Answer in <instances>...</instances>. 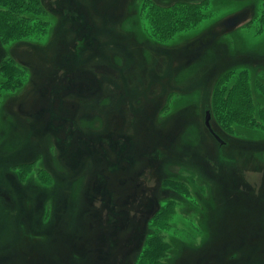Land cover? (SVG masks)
<instances>
[{
  "label": "rangeland",
  "instance_id": "1",
  "mask_svg": "<svg viewBox=\"0 0 264 264\" xmlns=\"http://www.w3.org/2000/svg\"><path fill=\"white\" fill-rule=\"evenodd\" d=\"M42 1L32 38L2 19L10 28L0 64L36 53L107 56L116 90L107 91L112 105L85 96L75 125L61 119L69 109L59 88L42 103H64L54 124L30 122L28 77L0 93V264H264V0ZM76 33L86 36L83 52ZM120 114L123 124H111ZM74 141L80 164L68 170L54 151ZM101 158L105 168L82 170ZM90 175L99 190L86 187Z\"/></svg>",
  "mask_w": 264,
  "mask_h": 264
},
{
  "label": "trees",
  "instance_id": "2",
  "mask_svg": "<svg viewBox=\"0 0 264 264\" xmlns=\"http://www.w3.org/2000/svg\"><path fill=\"white\" fill-rule=\"evenodd\" d=\"M43 5H44V3L42 0H0V27L3 28V26L5 25V24L1 23L2 19L9 22L13 18V24L20 25V26L19 27L15 26V25L10 26V27H13L12 31L18 32L21 28L27 27V31H26V34L24 37H27L28 35H30V38H32L33 34L38 35V33L41 32L40 29L42 28L43 24L38 19L39 17L36 18L34 15L36 13H38L39 10L40 11L42 10ZM30 6H32L33 9H35L36 11L33 10L32 12H30L29 15L21 14L22 12H24L26 7H30ZM33 12H35V13H33ZM16 13L21 14L22 19L18 18ZM81 15H82V13H80L78 15V17H81ZM29 22L31 24H29ZM44 22H46V21H44ZM177 25H178V21H175L174 31L178 28ZM9 28H3V29L0 28V38L5 40L6 35H7V33L5 31L9 30ZM165 32H166V29H163L161 32V35L164 36ZM42 34H43V31H42ZM74 35L77 36V38H75L76 41L74 40L75 41L74 44L77 43V45L75 44L76 48H74V49H76L77 51L83 52L82 46H83L84 41L86 40V36L84 37L82 35H79L78 33H76ZM37 37L39 40L40 35ZM68 51H69V49H68ZM70 53L71 52L64 53L65 56H59L60 55L59 54L58 56L55 55L52 57H48L45 54L42 56H25V57H27L26 61H18V60L14 61V60H12V62H9V58H5L4 61L2 60V63L0 64V73L4 76V75H7V72H8V75H10V77H11V81L9 79H6L5 81L0 82V93H2L3 91H7L8 89H14V87L23 85L25 82V79L27 77L31 80L30 84H34L33 80L39 78L42 80V83L44 85L42 86V88H37L34 85V89L32 90V93L30 95H32V97L34 96L35 100H38L39 98L44 99V93L47 92V90L48 91L52 90V92H49V93L52 95L53 94L55 95L54 91H56L59 88L60 90H57V91L61 94L60 97L63 98V101L67 102L66 103L67 110L68 109L70 110L69 113H67L69 110L66 112V115L63 114V118H61V119L62 120L66 119L67 122H72L73 125H75V123H77V117L79 115H81V113L75 112L78 104H84V103L86 104L87 101L91 100V99H88L87 101H84L83 99L86 98L85 96L94 94V95L101 97L100 98L101 104H104V105L111 104L112 105V103H109L111 100V97L109 96L107 91L112 93V91L116 90L115 87H116L117 82L115 81V79H117V75L113 71L114 66L110 62H108L109 57L98 56V58L97 59L95 58V60H104V63H107V64L109 63V65H111V68H108V69L97 68V70H94V69L89 68L90 64H88L87 62H84V61L79 62L78 61V58H84L85 56H74V58H72ZM7 56H9V55H7ZM93 57H95V56H93ZM31 59L35 60L36 62L45 66L44 71H34L32 66H31L33 64V62H30ZM93 60H94V58H93ZM88 69L91 71V73H89L87 75L82 74L83 71L88 70ZM20 71H22L21 75H20ZM8 87H13V88H8ZM65 88H66V92H65ZM73 88H75V89L81 88L83 91L82 93H84L85 95L79 94ZM113 94H116V93H113ZM32 97L28 98V100L31 102V104H30L31 109H28V111H30L31 117L33 115L35 117L31 118L30 122L32 121V119H34V121L36 123L43 122L44 124H46V122L52 121V123L54 124L55 119H58L60 117V114H62L61 112H59V110H61V111L64 110V108L62 107L64 103L62 105H60L59 103L55 102V100L53 99L51 103L42 105V103H46V100H44V102H42L41 104L38 102L34 103L33 102L34 99ZM91 98H93V96H91ZM240 99H242V98H240ZM234 100H235V102L240 101L238 98H235ZM23 101L25 103V100H23ZM45 106H47V109L46 110L44 109L45 110L44 111L43 108ZM94 107H95L94 104H92L90 109H92ZM56 108H58L59 110H57ZM39 110H40V112H39ZM97 116L98 115H96L94 117H97ZM94 117H92V119ZM102 117L105 118V122L107 123L109 120L108 115L106 114ZM97 118H99V117H97ZM89 121H90L89 124H87L84 121H82V124L87 128H91L90 123L93 127H95L94 123H97L98 120L93 119V120H89ZM26 124L28 125V127L31 125V123H25V125ZM28 127L26 126V128H28ZM11 128L17 134L16 127L11 126ZM19 128H20V126H19ZM23 129H24V127H23ZM53 129L47 130L45 132V134H46L45 137L47 138V142L51 141V143H52V141H53V145L56 146L58 144V143H56V141L60 136H59L58 132H54ZM215 132H217V131H215ZM91 133H97V132L94 131ZM7 134L8 135L11 134L10 130L7 132ZM109 134H110V131H109ZM7 138H8V136H7ZM10 139L12 140L13 138L10 137ZM17 141L19 144L22 143L21 140L18 139V140H16V144H17ZM85 144H86V146L89 145L88 142H85ZM72 145H74V149L71 150L70 148ZM20 146H21V144H20ZM76 147H77V141H74V143L67 145L64 148V151L68 149V154L70 155V157H72V158L68 159L67 163L64 160L63 165L66 164L67 165L66 167L68 170H71V169L77 170V167L80 164L79 160H77L78 158H76L74 155V153H75L74 151H76ZM87 149H89V146L87 147ZM57 153L58 152L55 150L54 156L56 158L64 159L63 153H59V156L55 155ZM90 155H92V154H90ZM44 161L45 162L47 161L46 156H45ZM14 162H16V161H14ZM81 166H82V170L86 169V172L89 174H91V172L89 170L90 168L100 167L99 162H97L95 164H88V165H85V164L82 165L81 164ZM28 167H30V164H28L26 168H28ZM48 174H49V172H48ZM58 176L61 177L60 174H58ZM90 176L87 177V180ZM100 177L104 178L105 176L102 175ZM90 178H92V176ZM102 181H104V184H105V180H102ZM76 183H77V181L75 182V184ZM85 184H86V182H85ZM100 186H103V185H100Z\"/></svg>",
  "mask_w": 264,
  "mask_h": 264
},
{
  "label": "bare ground",
  "instance_id": "3",
  "mask_svg": "<svg viewBox=\"0 0 264 264\" xmlns=\"http://www.w3.org/2000/svg\"><path fill=\"white\" fill-rule=\"evenodd\" d=\"M119 13L120 14H122L123 13V10L120 8V10H119ZM116 15V14H115ZM59 55V53H56V56H58ZM34 56H39L38 54H34ZM78 61L79 62H82V61H84V62H87L88 64H90V66H89V68L90 69H94V70H97V68H102V69H108V68H111V65H109V63L107 64V63H104V60H93V56H85L84 58H78ZM30 62H33V64L31 65L32 66V68H33V70L34 71H44V69H45V66H43L42 64H40V63H38V62H36L35 60H30ZM112 65L114 66V64L112 63ZM89 73H91V71L88 69V70H85V71H83L82 72V74H84V75H87V74H89ZM33 83H34V85H35V87H37V88H42V86L44 85L43 83H42V80L41 79H39V78H37V79H34L33 80ZM39 98V97H38ZM25 104H27L26 106H24L25 108H27V109H31V106H30V104H31V102L28 100V99H25ZM33 102L34 103H36V102H38V103H42V102H44V99L43 98H39L38 100H33ZM33 103V104H34ZM124 119V116H122L121 114L119 115V116H117L116 115V118H115V121H114V115L111 117V119H110V123L112 124L113 122L115 123H117V124H123V122H122V120ZM139 126V129H141L142 128V126H143V124L142 123H139L138 124ZM140 131H142V129L140 130ZM110 133H112L113 135H115L116 134V132H115V130H113V131H110ZM75 145V144H74ZM74 145H72L71 146V150L72 149H74ZM88 147V146H87ZM86 147V148H87ZM69 149V150H70ZM112 149V147L110 148V150ZM63 154H64V160L66 161V163L68 162V159L69 158H72V157H70V155L68 154V149L67 150H65L64 152H63ZM99 166L101 167V168H105V161L103 160V159H100L99 160ZM133 169H136L135 167L133 168ZM132 172H134V170H131L130 172L128 171L127 173H130L129 175L130 176H132L134 173H132ZM110 175H112V173H106V171H105V176H107V178L110 176ZM227 176H230L229 174H227ZM111 177V176H110ZM213 177V176H212ZM242 177V176H241ZM241 177H239V179L241 178ZM214 178V177H213ZM247 178V177H246ZM246 178H244V183H247V184H253V183H251L249 180H247ZM125 179H127V176L125 177ZM133 183V180L131 179V184ZM94 186L96 189H98L99 190V188H100V186H98V185H96V181H94L92 178H90V179H88L87 181H86V187L88 188V186ZM90 186V187H91ZM132 186V185H131ZM253 187H255V185H252ZM133 187V186H132ZM104 188L105 189H103L102 191H107L108 192V190H110V188L109 187H107V186H104ZM134 188V187H133ZM96 189H89L88 191H87V194H86V196L85 197H88L89 199H93L94 198V196H95V194H96ZM131 191H133V190H125L124 192L127 194V193H130ZM118 195H120V194H118ZM115 209V211H116V209H117V205H115V207H114ZM119 208H120V211H116L117 213H119L120 215H124L125 214V212H127L128 211V208H127V205L126 204H122V205H119ZM67 211H68V206H67V204H66V202H62V205H60V207H59V210H58V213H57V218L59 219V221L61 222V223H65V219L67 218ZM92 218H95V217H92ZM95 221V220H94ZM59 225H60V223H59ZM94 232H95V230L94 229H92ZM100 232H102V230L100 229L99 230ZM59 262V261H58ZM61 264V263H60Z\"/></svg>",
  "mask_w": 264,
  "mask_h": 264
},
{
  "label": "water",
  "instance_id": "4",
  "mask_svg": "<svg viewBox=\"0 0 264 264\" xmlns=\"http://www.w3.org/2000/svg\"><path fill=\"white\" fill-rule=\"evenodd\" d=\"M209 119H210V112L208 111L207 112V117H206V123H207V125L209 126V128H211L210 127V123H209ZM211 130H212V128H211ZM213 131V130H212Z\"/></svg>",
  "mask_w": 264,
  "mask_h": 264
}]
</instances>
